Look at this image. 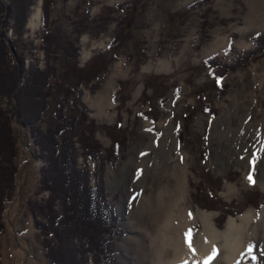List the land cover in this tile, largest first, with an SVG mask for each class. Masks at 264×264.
<instances>
[{
	"label": "rangeland",
	"instance_id": "1",
	"mask_svg": "<svg viewBox=\"0 0 264 264\" xmlns=\"http://www.w3.org/2000/svg\"><path fill=\"white\" fill-rule=\"evenodd\" d=\"M196 1L56 0L49 8L52 30L68 36L78 56L72 61L69 52L61 54L45 123L64 98L67 106L79 100L88 110L78 131V163L86 162L90 173L101 166L116 219L115 264H144L146 236L136 229L159 215L155 203L169 207L178 185L184 191L180 209L193 214L196 235L202 230L198 215H211L220 233L230 219L239 222L251 213L252 225L259 226L264 216V49L222 80L204 65L213 56L232 63L252 48V38L264 34V0H214L190 8ZM41 7L36 0L22 37L33 44L25 68L45 66ZM80 23L87 27L77 39ZM116 35L122 42L112 44ZM6 40H12L10 31ZM103 101L107 107L99 109ZM16 131L17 190L2 214V263L51 264L29 210L48 196L37 193L43 162L33 157L27 131ZM140 160L147 165L133 180ZM134 187L140 188L136 194ZM244 261L264 264L261 242Z\"/></svg>",
	"mask_w": 264,
	"mask_h": 264
},
{
	"label": "trees",
	"instance_id": "2",
	"mask_svg": "<svg viewBox=\"0 0 264 264\" xmlns=\"http://www.w3.org/2000/svg\"><path fill=\"white\" fill-rule=\"evenodd\" d=\"M35 1L0 0V264H3L2 214L7 198L17 190L20 141L16 129L19 133L27 131L34 147L33 157L43 162L37 193L47 192L48 196L30 203L29 210L33 226L42 236L45 259L51 264H115L111 244L116 219L102 186L101 166L90 173L86 162L83 166L78 163V131L88 110L79 100L67 106L64 98L58 102L52 122L45 123L61 54L69 52L72 61L78 56V49L68 36L52 30L48 23L49 8L56 0H42L40 49L45 66L24 67L27 52L31 51L27 46L32 49L33 44L22 37ZM213 1L198 0L190 8L211 5ZM86 27L80 23L77 39ZM8 31L12 38L9 44ZM118 39L116 35L111 43H118ZM252 44L232 63L219 62L215 56L206 59L204 65L212 78L222 80L257 57L264 49V34L252 38ZM228 47L232 48V40ZM82 153L99 154V151L83 149Z\"/></svg>",
	"mask_w": 264,
	"mask_h": 264
},
{
	"label": "bare ground",
	"instance_id": "3",
	"mask_svg": "<svg viewBox=\"0 0 264 264\" xmlns=\"http://www.w3.org/2000/svg\"><path fill=\"white\" fill-rule=\"evenodd\" d=\"M39 12L38 7L35 18L39 19ZM98 105L99 109L107 107L106 101ZM150 147L152 145L147 146L142 155ZM146 165V161L140 160L134 175L132 171L133 180L142 176ZM178 186L174 199L168 202L169 207L162 202L155 203L159 215L151 219L150 225H141L136 229L142 230L146 236L144 264H242L246 254H250V250L252 251L258 242L264 246V216L259 226H253L251 213L241 216L239 222L230 219L221 233L212 225L211 215H198L202 230L197 235L194 234V216L186 209V214H182L180 201L184 191ZM132 189V194L140 191L137 187ZM246 261L247 259L244 262Z\"/></svg>",
	"mask_w": 264,
	"mask_h": 264
},
{
	"label": "water",
	"instance_id": "4",
	"mask_svg": "<svg viewBox=\"0 0 264 264\" xmlns=\"http://www.w3.org/2000/svg\"><path fill=\"white\" fill-rule=\"evenodd\" d=\"M10 43H11V41H10ZM10 47H11V49L13 50V47L10 45Z\"/></svg>",
	"mask_w": 264,
	"mask_h": 264
}]
</instances>
